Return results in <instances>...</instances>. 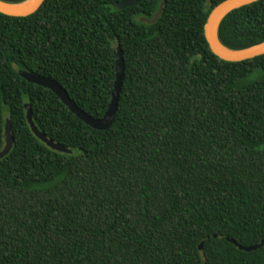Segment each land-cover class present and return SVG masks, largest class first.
Returning <instances> with one entry per match:
<instances>
[{
    "label": "trees",
    "instance_id": "1",
    "mask_svg": "<svg viewBox=\"0 0 264 264\" xmlns=\"http://www.w3.org/2000/svg\"><path fill=\"white\" fill-rule=\"evenodd\" d=\"M20 4L27 0H2ZM45 0L0 14V264H264V55L216 57L204 38L226 0ZM163 11L151 20L160 3ZM220 43L264 42V0L228 14ZM119 48L111 126L94 130L20 71L55 81L101 119ZM32 120L48 148L31 132ZM216 236V238H214ZM202 249L199 250L200 243Z\"/></svg>",
    "mask_w": 264,
    "mask_h": 264
},
{
    "label": "water",
    "instance_id": "2",
    "mask_svg": "<svg viewBox=\"0 0 264 264\" xmlns=\"http://www.w3.org/2000/svg\"><path fill=\"white\" fill-rule=\"evenodd\" d=\"M29 1V0H27ZM25 1V2H27ZM45 0H31L30 4L26 7H18L20 4H9L0 0V14L10 16V17H26L34 14L40 6L44 3ZM145 0H122L120 2L115 3L112 7L116 11H121L126 8H130L132 6L138 5ZM260 0H226L216 7H214L204 25V38L206 43L209 46L211 52L218 57L219 59L227 62H242L245 60H250L258 56L264 55V42L251 46L249 48H245L242 50H230L224 47L217 36L218 28L223 19L230 14L232 11L242 8L244 6H248ZM164 3L161 2L157 13L153 16L151 20L146 18H141L140 22L153 24L160 17L163 11ZM114 58H115V77L112 92L110 95V100L108 102L107 110L104 116L101 119H95L91 116L87 115L83 111L77 108V106L70 100L66 91L60 87L55 81L38 76L33 73L20 71L19 76L23 78L26 82L30 84H34L36 86H40L42 88L50 90L55 96L59 98V100L64 104V106L73 113L81 122H83L86 126L94 130H106L108 129L115 117L119 96L121 92L123 75H124V61L122 52L119 48L114 50ZM25 114L26 121L29 125V128L33 135L45 144L48 148L55 152H59L62 154H71V151L66 149L64 146L60 144H56L51 140H48L46 135L42 132H39L32 120V112L28 105H25ZM3 142L4 147L0 151V160L8 155L13 146V137L11 136V126L9 121L7 120L3 129ZM216 238V236H214ZM226 241L237 247L239 250L244 252H252L260 249L264 245V238L260 241L259 244L251 247H243L238 245L234 240L226 238ZM203 242L199 245V250L202 249Z\"/></svg>",
    "mask_w": 264,
    "mask_h": 264
},
{
    "label": "bare ground",
    "instance_id": "3",
    "mask_svg": "<svg viewBox=\"0 0 264 264\" xmlns=\"http://www.w3.org/2000/svg\"><path fill=\"white\" fill-rule=\"evenodd\" d=\"M30 2H31V0L19 5L18 7H21V8L26 7V6H28V4H30Z\"/></svg>",
    "mask_w": 264,
    "mask_h": 264
}]
</instances>
